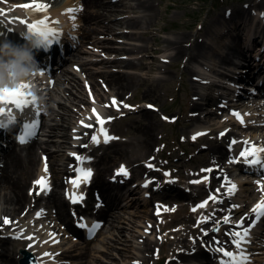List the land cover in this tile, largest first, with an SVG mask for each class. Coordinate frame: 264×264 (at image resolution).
I'll use <instances>...</instances> for the list:
<instances>
[{
    "label": "bare ground",
    "instance_id": "obj_1",
    "mask_svg": "<svg viewBox=\"0 0 264 264\" xmlns=\"http://www.w3.org/2000/svg\"><path fill=\"white\" fill-rule=\"evenodd\" d=\"M60 0H40V2L46 3L49 5L48 11H47V16L49 17V24L50 26H53V22H51V19L54 16L59 15V22L60 25L63 28H68L74 30L75 22L78 20V18L75 17V20H73L72 14L67 12V9L71 8L73 5H75L74 0H63V4L58 5L57 7L54 8V5H56ZM10 3H6L4 0H0V9L4 10V15H0V19L3 21H6L11 29L15 31L16 33H20V31L26 30L25 25L19 23L21 19L31 22V17L26 15V10L22 9L19 7V5L27 2V0H9ZM12 3V4H11ZM85 4V9L83 14L81 16L80 22L85 23L86 25H83L84 27L81 28V37L82 42L84 41H92L91 43L88 42V44H92L96 47H101L105 48V52L107 53H119V50L115 49L112 46H106L103 42H101L98 38L92 37V35L97 34L100 30H102L103 33H114L115 28L107 25L103 26L101 23L104 21L101 20L102 15L98 14V10L102 8L104 11H108L109 9H112L113 11H116L115 8L119 7L117 5H113L111 3H105V0H84ZM138 8L137 9H142L145 14H147L148 19V29L150 28V25H152L153 19H154V0H139L138 3ZM264 4H260L259 6L255 5L254 9L257 7L262 8ZM54 8V9H53ZM251 12L242 13L238 12L237 14H230L229 20H234L237 19V17H241V19H246L247 21L253 17V12L251 9H249ZM257 10V9H256ZM41 15V14H37ZM236 17V18H235ZM234 18V19H233ZM15 22V23H14ZM95 23L93 26L89 27L90 24ZM120 25H126L128 28L133 29L135 32L130 33L128 36L131 37L132 39H140L142 38L145 34L147 33H142L140 31L143 30L144 28V19L142 17L138 18H126V19H121L117 21L116 26ZM101 28V29H100ZM243 30V25L238 24L235 26L234 31L236 32H242ZM252 34V33H251ZM225 37V42L222 43L223 46H225L228 42H231L233 40V35L232 33H226L224 35ZM192 39L191 36L189 35H181L178 36L175 39H167L163 43L165 44L164 48H160L158 51H171V61L165 63L164 66H159L160 60L154 59L153 63L151 66H149V69L151 72H155L156 70H160L161 72L164 73V77L160 79L161 81H167L169 78H171V74L168 71V68L170 65H172L173 61L181 62L186 60L188 63L187 69L191 71V75L193 77L192 79V88L195 90V96H198V89L199 85L205 84L204 82H201L200 79L197 78L200 74L206 75L208 72L206 68L210 67L211 63L208 64H201L198 68L193 67V64L198 62V59L200 56H205L203 54L204 47L205 45L202 44L204 43L202 37L200 39H196L193 43H191ZM99 45V46H98ZM87 45L82 47L81 49H78L77 52H75L71 58V61L74 62V65H78L84 68L85 73H89V78L91 79L90 81L84 80L86 86L88 87V94L91 93L94 95L92 92V89H94L97 97H101L102 93L101 90L98 88V80L95 76V73L93 71H90L88 68L89 64H97V63H91L84 61L80 55L84 54H90V52L87 50ZM190 52V49H192ZM154 51V48H150L149 45H143V46H133L131 48H123L121 49V52L123 54L130 53L132 55L136 54H142V53H151V51ZM234 50L233 48L230 50V52ZM97 54L99 55V50H97ZM232 53H228L226 56H224L221 59V63H226L230 62L229 56ZM258 55V54H257ZM94 57V56H93ZM148 58V55H144L141 58V64H138L135 59H125L121 58L119 60H105L102 63L99 62L98 64H116L117 66L125 68L127 71H131L134 69H140L143 64L144 60ZM247 62V60H246ZM244 63V62H243ZM245 64V63H244ZM227 64H224V66ZM246 65V64H245ZM74 66L70 67V69H63L62 72L60 73L59 76H53V84L52 86H47V91L49 95V100L51 101V105L47 107L48 111L46 112V115L48 114L51 119H42L41 121V129L44 130V132H47V130L50 132L48 133V137L52 138L55 136H59L60 133L58 134V129L60 127L57 126H64L65 123L67 124H72V121L74 120L75 114L74 111L75 109H72L70 111L69 107H67V103L63 102H71V103H79V104H86L85 102H88V98H85L83 95L84 93L80 91V88L78 91L79 95H76L72 93L71 89H69L66 86V83L70 84L71 82H77L80 77L83 78V75L80 76L81 73L77 72ZM214 71H217L214 69ZM243 71V69H242ZM258 70H253L250 69L251 73H256ZM212 72V70H211ZM100 74V73H97ZM137 74H133L132 72H124V73H119L116 74L114 72H103L101 74L104 80V84L107 85V87L115 92V95L119 98H125L126 95L129 92H134L137 89L136 86V76ZM35 76V75H34ZM225 76V75H224ZM226 77V76H225ZM241 77V76H239ZM203 79V78H202ZM231 82V81H229ZM92 85V89H89V85ZM40 85V84H36ZM35 85V86H36ZM229 85V84H228ZM54 86V87H53ZM231 86H234L233 84H230L228 86L224 85H217L213 84L209 87L218 88L221 89V93L217 97H206L203 99V103H197L193 106L192 108V113L193 115L187 120L189 124L194 123V124H199L192 133L196 135L199 132H203L206 130L208 127L206 124L203 123L201 119V112L203 111L204 106L206 103L210 102V105L217 106V103L221 100L226 99L228 96L227 94L231 90ZM56 88V89H55ZM76 88V87H75ZM77 89V88H76ZM70 93V95L68 94ZM85 92V91H84ZM68 95V98L65 101V97ZM146 96H153L152 95V90L149 88L145 92V97ZM39 97V96H38ZM73 97V98H72ZM238 97L242 98V95H238ZM248 98V97H246ZM200 99V98H198ZM201 100V99H200ZM36 101V100H35ZM73 101V102H72ZM38 103L41 104L42 100L37 101ZM52 103H58L59 104V110L55 108ZM229 105H227L226 108H222V110L226 109V114L219 116L217 115L216 112H208L204 115L203 119H205L207 122H213L216 119H220L218 122L221 126H223L222 123L228 121V120H234V124L237 125L236 118L232 115V112H239L242 115H244V126L252 129L251 132H245L243 136H239L241 139V144H243V141L247 140L250 141L251 143L257 145V146H264V96L262 100H239L236 102V104H233L230 99H228ZM75 106V105H73ZM62 110V112H61ZM84 110V108L81 109V112ZM221 110V111H222ZM112 111V110H110ZM140 116L142 117H147V122L148 126H146L145 129L147 131L144 133L142 138H139L137 141L131 139L127 142H117L108 147V150H111L110 153H105L102 155L100 158L99 162L96 163V166L98 167V174L95 179L94 186L98 188V191L103 193L104 198L108 201L106 209H102L98 212L99 218L101 220H105L106 223L109 224V226L114 230L115 228L120 229L119 235L123 236L122 238L119 237L117 240V243H129L132 242L128 248L131 250H136L139 252L138 257L136 258L137 260H140V262L136 263H127V264H149L150 260L154 258L155 252H156V242L151 239V236H145V230L150 228V225L147 224L145 227L141 229V224L138 223L135 220V217L137 216L140 219L146 218L148 219L149 222H152L151 219H154L156 217V214L154 212H151L148 207L150 204L146 201V199L141 200H134V202L131 205L132 212L130 213L129 218H126L123 223L125 224V221L127 220L128 223H126L127 227H123L122 225L120 226L119 219H121V211L120 209L122 208H130L123 205L124 199H121V197H118L114 194H110L112 192V184L110 182H107L106 177L107 173L110 172L111 169H113L115 166V163H118V160L121 158L127 159L129 161L134 162L133 164H137V167L135 169L136 173L139 175L145 176L148 174L147 170L145 169L144 164L142 163L145 161L148 156L156 149V138H155V130L157 123L155 121L156 115L150 111V109H144V110H139ZM258 112V113H257ZM153 113V114H152ZM45 115V116H46ZM262 117L261 119L258 118V116ZM61 117V120L59 124L56 126H53L51 121L57 120L56 118ZM221 118H224L225 121L222 122ZM228 118V119H226ZM70 120V121H69ZM63 124V125H61ZM243 125V124H240ZM64 136L62 135V138L64 139L65 143L61 144L60 142H57L58 145H54L55 149L52 148V145L50 144L49 141L47 142H42V141H36V142H29L23 146L19 145H12L10 148H7L5 151L0 152V216L1 217H8V216H16L18 215L23 208L25 207L27 203L28 194L26 193V190L30 184V179L34 174H39L44 173L46 174H51L52 180L54 187L56 188H61L65 184V175L70 173V165L67 164L66 158H63L60 156V152L62 149L58 148H66L64 145L69 144V139L70 135L68 134V130H64ZM232 133H225L222 137V143L217 142V145H215L216 141L213 140V144L211 145L212 147L209 149L212 154L217 156V160L219 163H223L228 151L232 149V145L229 142L230 137L232 136ZM193 137V136H192ZM233 139L237 138L235 136H232ZM236 140V139H235ZM196 141V139H194ZM54 142V141H53ZM138 143L140 148L135 147V144ZM215 145V146H214ZM228 146V147H227ZM244 146V144H243ZM246 146V145H245ZM58 147V148H57ZM110 148V149H109ZM230 148V149H229ZM39 150H42L39 153ZM41 153L46 154V160L43 158L41 161ZM135 154H138L137 157H132ZM215 161L210 165L211 167L209 169H212V171H203L204 174L209 173V176L211 178V185L215 186L218 180H220V177H217V169H218V164ZM236 158V156H232V159ZM69 159V158H68ZM137 159V160H136ZM41 161V163H40ZM45 164L47 165V173H45L44 168ZM224 164V163H223ZM113 166V167H112ZM207 170V169H206ZM225 174L223 176L224 178V184L226 185V191H227V184L225 183V178L228 180L234 182L237 185V189L241 188V192H254V189H252L251 183L249 179H240L241 176L244 175H232L231 170L228 169V167L224 170ZM109 176V175H108ZM170 175H168V179H170ZM249 178V177H248ZM154 179V178H153ZM233 179V180H232ZM151 180V178H149ZM209 180V178H207ZM148 181V180H147ZM146 181V182H147ZM170 182V181H168ZM28 183V184H27ZM244 184V185H242ZM241 185V187H240ZM211 186V187H212ZM70 187V186H69ZM122 190L126 193V186H121ZM144 188V187H143ZM139 187V189H143ZM171 190L169 193H171V198L173 195L176 194V192H173ZM70 194L73 193V190L70 188ZM134 191V190H133ZM173 192V193H172ZM129 193H132L131 191ZM128 193V194H129ZM228 193V192H227ZM132 196V194L130 195ZM135 196V195H133ZM178 198H182L183 201H185L182 204V207L188 208V201L192 200L193 197H191L189 194H184L183 192H179L178 195H176ZM174 200V197L172 198ZM91 201V200H90ZM48 205H51V208L55 209V217L54 219L59 223V227H61V230H65L66 228L68 231H72L70 227V210H69V204L68 202L61 196L58 192L54 191L50 197L48 198ZM92 204V203H91ZM123 212V211H122ZM36 212V220L41 217L40 215L37 216ZM84 213V212H83ZM124 216V215H122ZM0 224H2V220H0ZM3 225V224H2ZM30 225V224H29ZM93 223L88 224V226L92 227ZM105 227V225H104ZM103 227V228H104ZM102 228V229H103ZM24 228L23 226H20L19 231H22ZM157 228L156 226L153 227V232L156 231ZM42 231V228L38 229L37 231H33L32 233L34 234V238L30 239L29 241H26V238L21 239V241L17 242V245L20 247L24 246L25 244H31L34 243L32 247L26 250L27 253L33 254L35 258H37L38 262H42L44 260L48 261L47 258L51 257L46 256L45 253H49L50 248H59L62 251L59 254H71L72 251L76 252L79 251V243H74V241H66V242H61L57 240V235L55 234H47L45 231L44 237H39V233ZM198 232L197 228H191V229H186V228H179L174 231H172L171 236L167 237L165 239V242L169 245V252L174 253L176 252L177 248H181L180 244H182V248L185 249H190L191 245L184 243V241L187 239L188 235H194L195 233ZM77 233H79L77 231ZM130 233L131 237H129L127 234ZM25 234V232H24ZM139 234V236H137ZM153 234V233H152ZM25 236H30L29 231ZM205 238V240H208L209 237ZM125 237V240L123 239ZM138 238H145L143 243L137 244V239ZM104 239L103 241H105ZM55 241V242H54ZM4 246H7L8 243L2 242ZM8 242V241H7ZM198 245V240H196L194 244V248H196ZM89 243L87 242L85 248L88 249ZM82 248V247H81ZM91 248H94L96 253L98 252H103V246H93ZM84 249V248H83ZM129 249H126L124 251L120 252L121 256L126 255V251H129ZM141 249V250H140ZM93 250H85L82 252L76 253V257H80V259L85 258L86 263L85 264H94L93 262L96 260H103L101 257L96 256V253H92ZM203 251V250H202ZM132 253H134L132 251ZM50 254V253H49ZM140 254H143V256H139ZM201 254V250H195L191 253H187L185 251H180L175 254L176 259L170 262V264H178L179 262L182 261H188L190 257H198L202 256L199 255ZM261 255H256L254 256V260L258 261L259 263L264 261V258L258 257ZM22 257H18V254L14 250H7V247H5L3 250L0 252V264H19L18 260H21ZM91 261H89V259ZM262 258V259H261ZM82 263V262H81ZM69 264H72L71 262ZM84 264V263H82ZM208 264V263H206ZM256 264V263H255Z\"/></svg>",
    "mask_w": 264,
    "mask_h": 264
},
{
    "label": "rangeland",
    "instance_id": "obj_2",
    "mask_svg": "<svg viewBox=\"0 0 264 264\" xmlns=\"http://www.w3.org/2000/svg\"><path fill=\"white\" fill-rule=\"evenodd\" d=\"M118 3H117V2ZM139 0H105V3H111L113 5H117L119 7L115 8L116 11H113L112 9H109L108 11H104L101 9L98 10V14L102 15L101 20L104 21L101 23L103 26L110 25L115 28V32L110 33H103L102 30H100L97 34L92 35V37L98 38L101 42H103L106 46H112L115 49L119 50V53H103L105 48L96 47L100 50L99 55H94V51L92 50L93 47L89 45L86 41L84 42L81 47H84V45L88 44L89 48L87 47V50H91L90 54H84L80 55V57L85 56V60H91V61H105L106 59L110 60H118L122 57L128 56L129 59L133 57L137 61L138 64H141V58L144 55H148V58L144 60V64L140 69H134L131 71H127L125 68L117 66L116 64H94L89 65L90 71H93L95 73V76L98 80V88L101 90V97H105V101H108V98H111L113 96V93L107 94L104 89L102 88L103 78L101 74L103 72H114L116 74L124 73V72H132L133 74H137L135 77V84L137 86V89L134 92H129L126 96V100H132L133 103L137 106V110L132 112L130 116H127L117 123L114 124L113 129L117 132H119L124 138L122 142H127L131 139L137 141L139 138H142L144 133L147 131L146 126H148L147 117L140 116L141 114H137V112L140 109V105L143 106V110L147 107L148 103H152L157 105L160 108V112H154L156 115V130H155V138H156V149L154 152H152L147 160L148 161L150 157H153L154 155L159 156H165L163 162L161 161V164L169 163V165L174 166L178 169H180V172L177 174L181 179H184V181H188L190 178L193 177V170H201L208 167V165L211 163V155L210 152H208L209 142L208 141H201L198 144H193L190 140V133L193 131L195 127H197L198 124L191 123L189 124L187 122L188 117L192 113V105L194 102V96H195V90L192 88V75L191 71L186 68L187 61L182 62H174V66H171L168 68L169 73L171 74V78H169L167 81H161L162 77H164V73L160 70H156L155 72H151L149 69V66L153 63L154 59H158L161 62L159 63V66H164L165 64L163 61H169L171 60L170 54H172L171 51H158L160 48H164L165 44L163 43L167 39H175L178 36L181 35H189L193 40L199 39L202 37V34H205V40L210 41L212 38L211 35H213V40L216 38L218 41L216 44L221 43V38H218L216 33H214L216 30L214 29V23H217L219 21V17L221 15H224L227 8L232 9L237 14L238 12H241L244 9V4L247 2H251V6L255 4L262 3L264 4V0H206L201 2L200 0H154V12L153 15L155 16L152 22V25H150V28L148 29V19L147 14L143 12L142 9L138 8ZM198 1V2H197ZM114 2V3H113ZM142 17L144 19V28L142 33L145 34L140 39H132L128 35L130 33H134L135 31L133 29L128 28L126 25H120L116 26L117 21L121 19L126 18H138ZM214 22V23H212ZM95 23L90 24L89 27L93 26ZM86 25V24H85ZM200 26H203L201 28ZM211 26L213 30H210L208 32V28ZM101 29V28H100ZM202 29V30H201ZM211 42V41H210ZM238 45L234 51V58L240 56L239 47L241 44V40H238ZM143 46V45H149L150 48H154V51L152 50L151 53H142V54H136L132 55L130 53L123 54L121 52V49L123 48H131L133 46ZM204 51L203 54L205 56H201L203 59V63L207 64V61L210 62L211 57L215 58L217 63L219 64L221 60V56L217 57V54H223L225 55L226 51L225 49L222 50L217 48L215 50L212 45L204 44ZM81 49V48H80ZM96 50V49H95ZM193 50V48H192ZM77 52V51H76ZM132 55V56H131ZM94 56V57H93ZM74 64L73 61H70L65 66V69H70V67ZM196 67L198 66V63L194 64ZM193 65V66H194ZM221 65V64H220ZM220 69V68H219ZM83 70V71H82ZM80 72L84 75V78L87 77L88 80H91L89 78V73L84 72V68H82ZM100 73V74H97ZM82 78V77H81ZM84 78L79 79L77 82H71L72 86H69L70 84H66L69 89H71L72 93L79 95V92L84 93V97L86 98V92H84ZM72 87V88H71ZM77 89H76V88ZM151 88L152 95L153 96H146L145 92ZM70 95V93L68 92ZM68 98V95L65 97V101ZM73 98V97H72ZM125 99V98H124ZM73 102V101H72ZM67 103V107H69L70 111L72 109H77L79 106L77 103H71L69 101L64 102V104ZM57 110H59V106H57V103L53 104ZM75 105V107L73 106ZM85 105V104H83ZM212 109V108H211ZM62 112V110H61ZM63 113V112H62ZM73 113V111H72ZM153 114V113H152ZM166 114L170 118H173L175 120L174 123L165 122L162 119V115ZM177 118V120L175 119ZM52 120V118H50ZM57 120L51 121L53 126H56L57 124L61 123V117L56 118ZM70 121V120H69ZM216 122V121H215ZM74 123H76V120L72 121V124L65 123L64 126H57L60 127L57 131L60 133L59 136H56L55 138H48L43 136V142L48 141V139L54 140V143L50 142L52 145V148L55 149L54 145H58L56 142H60L61 144L65 143L64 139L62 138V135L64 136V130H68V134H72ZM63 125V124H61ZM237 131H241L239 128H233ZM47 133H50L47 130ZM46 133V134H47ZM39 141V140H38ZM56 143V144H55ZM211 143V142H210ZM67 147L68 145H64ZM139 144L136 143L135 147H138ZM167 146L168 148L164 152V147ZM58 148V147H57ZM62 149L60 152V156L63 158H67L66 148H58ZM111 150L105 149L102 151L101 154L110 153ZM40 153V150H39ZM138 154H135L134 157H137ZM227 158V156H226ZM137 160V159H136ZM228 159L225 161L227 162ZM128 162L130 164H133L134 162L129 161L127 159L121 158L118 160V163H115L114 166H117L120 162ZM97 167V166H96ZM113 167V166H112ZM99 171V170H98ZM111 171V170H110ZM200 171H198L199 173ZM36 174L32 176L30 179V182L35 178ZM28 184V183H27ZM56 191L59 194H62L61 189L58 188ZM209 190L207 188H200L199 192L196 190L195 193H198L200 195L208 196ZM201 192V193H200ZM141 195H136L132 200L130 199H124L123 205L130 208H122L120 209L121 219H119L120 226L127 227L126 223L128 221H125V224L123 221L126 218H129L130 213L132 212L131 204L134 202V200L140 199ZM203 197H199L198 200H201ZM121 200V199H120ZM163 201L169 205L174 204L171 208V211L176 210L179 207V210L176 211L173 214H168V216H160L159 222L157 224V232H154L151 239H153L156 242V252L153 259L150 260L149 264H170L171 261H173L176 256V252L179 249L183 248H177L176 252L170 253L169 252V245L165 242V239L169 236H171L172 231L178 229V228H186L191 229L194 227V217L191 215V208L190 206L188 208H183L182 204L185 202L182 200V198H176L174 200H171L168 198L167 195L158 194L156 197H154L153 205L150 201V206L148 209H150L151 212L154 210V205L157 201ZM197 200V201H198ZM122 201V200H121ZM190 201V200H189ZM188 201V202H189ZM29 200L27 199L28 205ZM187 202V203H188ZM196 201L192 202L195 203ZM167 206V210H168ZM123 211V212H122ZM166 217V218H165ZM71 220H73L71 215ZM135 220L141 224V229L145 227L149 221L146 218L140 219L137 216L135 217ZM15 223V222H13ZM162 228V231H161ZM120 229L115 228L112 230V228L109 226L108 223L105 224V227L100 231L96 239L89 243L88 249L85 248V245L79 244V251L73 252L69 255V260L73 259V262L76 264H82L86 263L85 258L80 259V257H76V253H80L82 251L87 250H93L92 253H96L94 248H91L93 246H103L104 251L96 253V256L101 257L103 260H96L93 263L94 264H127L132 262H139L140 260H137L138 257L136 250H131L128 247L133 244L132 242L129 243H117V240L119 237H123L119 235ZM149 231V229L147 230ZM262 231H264V227L262 228ZM148 233V232H147ZM129 237H131V234H127ZM139 236V234H137ZM198 236V234H197ZM106 239L105 241H103ZM125 240V237L123 238ZM195 239V235H188L187 239L184 241V243H187L191 245ZM145 239L138 238L137 244L143 243ZM15 241L9 240L7 246H4L3 243H0V250H3L5 247H7V250H12L17 252L18 255H20V252L22 249L15 244ZM82 247V248H81ZM180 247H182V244H180ZM84 248V249H83ZM126 249H129V251H126L125 256H121L120 252L124 251ZM141 250V249H140ZM132 251L134 253H132ZM139 256H143V254H140ZM89 261H91L90 258H88ZM198 261H206V257H199ZM82 262V263H81ZM91 264V263H89Z\"/></svg>",
    "mask_w": 264,
    "mask_h": 264
},
{
    "label": "snow or ice",
    "instance_id": "obj_3",
    "mask_svg": "<svg viewBox=\"0 0 264 264\" xmlns=\"http://www.w3.org/2000/svg\"><path fill=\"white\" fill-rule=\"evenodd\" d=\"M22 9L26 10V15L31 17V22H27L23 19L19 21V23L25 25V29L31 33L36 34L43 42H47L48 44H51L54 39H59V33L56 28L50 26L49 24V17L47 16V11L49 5L43 2H40V0H27V2L19 5ZM77 9L69 8L67 9V12L72 14L75 13ZM4 10L0 9V15H4ZM41 14V15H37ZM73 20H75V16L72 15L71 17ZM2 23V21H0ZM58 23V21L56 22ZM30 86L28 84H21L16 88L13 89H0V128H8L11 125L19 123L16 119V116L13 114L14 112H17L20 114L22 120L24 121L22 124L23 127V134L19 136V141L21 143H26L30 137L35 135V129L38 126L39 121L35 119V116L39 115L38 110L35 111V114L33 115L32 111L26 112V109H30L32 105L35 103V97L32 95V93L25 92V89H28ZM26 97H31V99H27ZM94 102V101H93ZM108 106H115L117 110H119L120 105L117 104L115 98L112 99L111 105ZM123 107L130 108V105L124 104ZM149 107H152L149 105ZM93 115L95 117L96 123L100 126L99 127V134L103 136L104 143H108L112 139H117L116 137L109 136L107 134V130L103 127V125L107 122H110L112 117L108 118H102L99 113H97L96 109H92ZM232 115L241 123L244 124V115L247 114H241L239 112H232ZM6 117V121L5 118ZM89 119H92V117H89ZM164 119H167V117H164ZM81 124L84 127H92L93 125H87L84 124L83 121H81ZM205 133H197L198 135H204ZM221 136L224 135V133L220 134ZM196 136H193V139H196ZM91 140L93 143L99 144L100 139L98 135H92ZM231 143L234 145L237 143L236 140H232ZM243 144L246 145V147H243L239 153L238 158H235L233 160H230L229 163H243L244 165L248 166L249 168H259L260 170H264V146H257L250 141H243ZM75 156V154H72ZM76 159L78 162H83L82 157L76 156ZM149 167H152V165H148ZM45 173H47V165L45 164L44 168ZM76 171L79 173L77 178L69 181L74 188H78L80 186V180L81 178L87 182L90 180L92 176V172L90 169L84 170V169H76ZM202 171H212V169L202 170ZM116 175H125L127 176V169L122 165L118 170ZM165 176L170 175L169 173H164ZM205 180L207 177L204 178ZM202 181H192V183H201ZM150 183V181L148 182ZM225 183L227 184V192L229 194H234L237 190V185L225 178ZM259 190L262 192V198L260 201H258L253 208L250 210L253 214V219L251 220L250 224L248 226H245V220L247 217H242L239 221L236 223V228L239 230H233L232 232L228 233V235L232 238L231 243L236 249V251L228 250L224 247H217L215 251L220 254L219 264H249V257L248 255L243 251V245L246 243H249L248 237L250 236L251 229L255 227L256 223H258L262 218H264V182L262 181H256ZM34 186H39V190L36 192L37 195H39L41 192H47L50 191V185L48 184L47 177L43 176L37 179L33 182ZM147 187V183L144 185ZM223 186V185H222ZM219 191V189L217 190ZM32 192L30 191V195ZM68 198L71 203L76 204L79 202H82L84 197L83 195H77L75 192L68 194ZM218 200L217 196L210 195L208 200H205L201 202L199 205L194 207L192 211H196L197 208H205L207 207L209 201L216 202ZM100 205L97 204V207ZM233 207H239V205H233ZM159 214V212L157 213ZM40 213H37V216H39ZM75 215V213H74ZM82 219V218H81ZM210 218L204 217L201 223L207 222ZM224 223H230V217L225 216ZM12 223L9 218L4 217L3 218V224L9 225ZM80 227L84 228L87 227L83 223L79 225ZM99 227V224H93L91 229H89L90 232H94L95 229ZM214 231H219V229H214ZM207 235V232L204 233ZM31 239V237H29ZM55 242V241H54ZM216 244H219L220 242L218 240L214 241ZM46 256H50L51 254L45 253Z\"/></svg>",
    "mask_w": 264,
    "mask_h": 264
},
{
    "label": "clouds",
    "instance_id": "obj_4",
    "mask_svg": "<svg viewBox=\"0 0 264 264\" xmlns=\"http://www.w3.org/2000/svg\"><path fill=\"white\" fill-rule=\"evenodd\" d=\"M20 35L25 41L23 45L0 42V89H13L21 84H29L40 71L33 49L44 42L27 30L20 31ZM31 93L35 100H42L36 95L34 87Z\"/></svg>",
    "mask_w": 264,
    "mask_h": 264
}]
</instances>
